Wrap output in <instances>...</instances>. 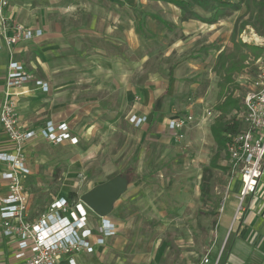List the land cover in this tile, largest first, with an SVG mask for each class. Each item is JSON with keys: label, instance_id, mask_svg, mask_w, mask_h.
I'll return each instance as SVG.
<instances>
[{"label": "rangeland", "instance_id": "obj_1", "mask_svg": "<svg viewBox=\"0 0 264 264\" xmlns=\"http://www.w3.org/2000/svg\"><path fill=\"white\" fill-rule=\"evenodd\" d=\"M131 1L135 2L132 3L131 13L132 36L136 38V47L140 46L141 51L145 48L146 76L154 78V87L158 92L165 89L168 72H173L181 64L170 54L175 40L186 39L180 23L185 18L199 24L202 22L171 6L147 0ZM224 1L237 5L239 10H224L213 19L214 11L211 8L192 7L193 13L201 19L210 20V23H204L202 35L185 53L189 55L187 59H193L198 66L188 73L185 79L188 85L184 91L173 96L172 92H165L154 102L155 110L157 106L167 109L172 97L175 104L176 101L182 105L189 101L190 106L193 105L187 113L193 117V121L184 132L183 139L177 140L172 132L160 130L159 123H164V120L159 117L154 119L153 124L141 129L132 128L124 118L115 120L110 133L105 134V129H99V134L88 135L86 140L74 147H39V174L34 177L30 175L24 180L33 219L46 212L49 205L59 198L68 200L71 207L86 192L116 176H138L137 180L128 184L124 195L113 205L114 210L110 215L103 218L115 216L121 223L115 227L111 239L106 238L102 246H96L94 253L89 254L94 255L99 250L96 262L92 264H191L193 256L190 253L195 248L192 243L197 238L195 236L201 233L205 237H212L207 226L213 213L211 216L208 214L210 210L216 212L218 209L225 186L223 176L228 173L229 164L225 152H221L218 169L209 170L208 163L216 152L210 127L217 118L212 119L208 113H218L216 106L227 96L240 105L249 87L239 84L242 81L237 82V79L243 68H248L253 76L261 63L257 65L251 58L264 53V48H244L241 40L242 36L251 33L250 29L256 36H264L263 27L259 26L258 31L255 29L259 0ZM152 15L166 21L167 25L162 26L155 19L152 20ZM204 49L210 51L211 55H207ZM220 49L227 55L232 54L230 60L237 68L236 72L230 74V82L224 79L225 68L216 64V54ZM133 96L131 106L139 103L138 95ZM181 111H177L178 116ZM231 119V113L223 117L225 122ZM29 157L27 161H34L38 155ZM133 159L136 162L131 171ZM203 174L210 198L207 205H202L199 195ZM69 194H74V197L70 198ZM99 224L100 218L89 210L88 227L96 237Z\"/></svg>", "mask_w": 264, "mask_h": 264}, {"label": "crops", "instance_id": "obj_2", "mask_svg": "<svg viewBox=\"0 0 264 264\" xmlns=\"http://www.w3.org/2000/svg\"><path fill=\"white\" fill-rule=\"evenodd\" d=\"M147 1L181 10L163 1ZM132 3L135 2L131 0L10 1L6 11L8 24H18L32 31L41 32V36L32 41L15 46L13 60L24 65L48 86V92L43 93L31 83L27 86L26 93L16 99L15 113L19 129L25 132H37L48 122L64 123L68 126L71 135L77 137L80 142L86 140L88 135L99 134V129H105V134L110 133L109 129H113L115 120L125 118L128 123L130 116L146 118V122L139 128H134L128 123L134 129L147 127L159 117L164 120V123H159V129L164 133L170 132L167 129V121L178 117L179 109L182 110L181 115L189 113L193 106H190L189 101L183 105L177 104L176 101V105L175 98L172 97L166 106L167 109L157 106V110L154 109V102L161 94L169 91L172 92V96L177 95L188 85L185 79L188 78V73L193 72L191 68L195 69L198 65L193 59L188 60L189 55L185 53L192 48L195 40L200 38L205 24L193 22L189 20L190 18L182 20L180 26L186 39L175 40L170 52L171 58H176L181 64L177 65L173 72H168L165 89L157 92L154 78L146 76L145 48L141 51L140 46L136 47V38L132 36ZM181 12L185 14L184 11ZM151 18L162 26L167 25V22L161 18H154V15ZM197 26L198 30H196ZM250 30L248 36L241 37L244 48L250 50L264 48V36L258 37L252 29ZM222 49L218 50L216 55L222 53ZM207 51L205 50L207 55H211L210 51ZM245 53L249 54V52ZM263 54L251 59H254L258 65L264 61ZM224 55L230 59L232 54L224 53ZM229 61L232 62V59L227 60L224 68ZM8 63V53L0 51V106ZM245 64L248 65L247 62ZM187 69L190 71L181 73ZM242 71L237 82L242 81L239 84H247L250 87L256 72L251 76L248 68H243ZM157 76L159 77V74ZM152 87L154 89L150 90ZM136 94L139 103L131 106L133 95ZM195 134L199 136V133L195 132ZM42 145L51 146L40 138L31 140L24 146L26 167L31 177L39 174L37 159L40 157L39 147ZM93 150H96V147H93ZM0 153L12 154L11 144L1 125ZM32 154L38 157L32 158L34 161H27ZM135 162L136 160L133 159L130 166L134 167ZM208 167L209 170L218 169L211 168L210 161ZM4 169L5 165L0 164V174ZM224 169L222 170L225 171ZM204 176L205 174L202 176V181ZM134 177L135 180L138 179L137 175ZM223 177L226 185L227 174ZM3 186L4 183L0 181V197L6 194ZM239 188V181H233L228 201L221 214L218 213V209L216 212L210 210L208 215L211 216L213 213V216L207 230L212 237H205L201 233L195 236L197 238L192 240L195 248L190 253L193 256L191 264H199L207 253L209 264H213L224 248L221 264H264V169L255 193L247 199L245 208L236 215V196ZM199 195L202 205L210 202L208 195L205 197H202L201 193ZM107 220L114 224V227L121 223L115 216H110ZM98 251L91 256L85 254L78 256L77 264L96 262ZM14 252L15 240L6 237L0 228V264H21V261L14 259Z\"/></svg>", "mask_w": 264, "mask_h": 264}, {"label": "built area", "instance_id": "obj_3", "mask_svg": "<svg viewBox=\"0 0 264 264\" xmlns=\"http://www.w3.org/2000/svg\"><path fill=\"white\" fill-rule=\"evenodd\" d=\"M10 1L0 0V51L7 52L9 56L0 106V125L12 148V154L0 153V164L5 165L0 181L6 190L5 196L0 197V228L6 237L15 240L14 259L21 264H77V256L93 254L96 246H102L106 238L113 237L115 227L109 220L100 218L96 237L88 227L89 209L80 200L70 207L65 198L53 201L46 212L31 218L29 193L24 187V180L30 176L26 167L25 144L40 138L51 146L67 143L75 146L79 140L71 135L64 123L48 122L37 132H25L17 126L16 99L26 93L31 83L43 93L48 92V86L24 65L13 60V48L41 36V32L8 24L6 11ZM208 115L216 119L220 113ZM233 118L240 124V129L226 135L228 179L218 204V213L224 211L232 183L238 180L237 215L255 193L264 169V62L252 78L248 91L241 98L240 111H235ZM192 121V116L183 114L168 120L167 129L177 140H181ZM128 122L139 128L146 118L130 116ZM208 255L199 264H209ZM220 255L221 251L213 264L219 263Z\"/></svg>", "mask_w": 264, "mask_h": 264}, {"label": "trees", "instance_id": "obj_4", "mask_svg": "<svg viewBox=\"0 0 264 264\" xmlns=\"http://www.w3.org/2000/svg\"><path fill=\"white\" fill-rule=\"evenodd\" d=\"M159 1H163V2L174 5L175 7L184 11L187 16L192 17L195 20H198L202 23H210V20H203L198 15L193 13L192 11L193 6H197L201 9L211 8L214 11L213 19H216L217 17H219V13L220 12L222 13L224 10H231V11L239 10L237 5L225 2L224 0H185V1L184 0H159ZM255 22L257 23L256 26H258V28L255 26L256 31H258L259 26L264 28V0H259L257 2ZM227 60H230V59H228L222 52L217 56L216 64L218 63L220 66L224 68V65L227 62ZM236 71H237V68L235 64L229 61L227 64V67L225 68V72H226V76L224 78L225 81L230 82L231 81L230 74ZM216 111L220 113V116L217 117V119L214 121V123L210 127V134L216 145L215 155L210 160L211 168H218L217 162L219 160L220 153L225 152V144L227 141L226 135L234 134L240 129V124L233 118V113L235 111H240V105H238V102L235 99L231 98L230 96L225 97L223 102L219 106H216ZM228 113L232 114L233 119H231L228 122H225L223 120V117L224 115ZM130 168L132 171L133 166L131 165ZM132 177H127L128 184L136 179V177L134 176ZM200 193L202 197H205L208 195V189L205 183V179L202 185L200 186ZM69 195H70L69 196L70 198L74 197V194H69ZM224 253H225V248L223 249L221 253L218 264H221L223 257H224Z\"/></svg>", "mask_w": 264, "mask_h": 264}, {"label": "water", "instance_id": "obj_5", "mask_svg": "<svg viewBox=\"0 0 264 264\" xmlns=\"http://www.w3.org/2000/svg\"><path fill=\"white\" fill-rule=\"evenodd\" d=\"M127 187V176L125 174L116 176L86 192L80 201L96 217L105 218L110 215L113 205L124 195Z\"/></svg>", "mask_w": 264, "mask_h": 264}]
</instances>
